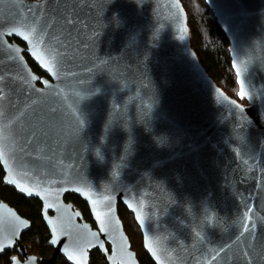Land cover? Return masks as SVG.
Instances as JSON below:
<instances>
[{
    "label": "water",
    "instance_id": "water-1",
    "mask_svg": "<svg viewBox=\"0 0 264 264\" xmlns=\"http://www.w3.org/2000/svg\"><path fill=\"white\" fill-rule=\"evenodd\" d=\"M207 1L230 43L248 105L228 96L200 63L180 0H0V30L11 21H45L56 24L51 40L65 15L79 21L70 37L61 34L63 43L48 45L58 79L37 75L26 49L22 64L12 50L25 47L15 37L10 47L0 45V126L40 101L12 125L7 155L13 174L25 184L69 189L58 201L65 216L81 213L68 195L91 213L89 201L71 191L77 187L103 201L100 218L113 243L99 234L92 213L94 226L81 214L76 223L99 237L84 234L88 251L72 245L74 264H91L95 250L109 264H140L118 213L122 203L136 222L125 201L143 216L136 224L158 254L145 250L154 264H213L210 257L221 249L229 250L226 264H264V0ZM29 72L52 87L31 81ZM0 165L3 184L43 208L39 197L5 183L8 169ZM9 212L30 227L0 257L17 251L14 258L27 264L36 256L27 254L21 238L31 222L0 200V217L10 221ZM245 213L254 222L250 235L242 232ZM48 216L42 219L50 233L45 219L55 226V209ZM100 239L108 253L92 248ZM61 240L49 243L51 258L36 257L34 264H53L58 256L71 264Z\"/></svg>",
    "mask_w": 264,
    "mask_h": 264
},
{
    "label": "snow or ice",
    "instance_id": "snow-or-ice-1",
    "mask_svg": "<svg viewBox=\"0 0 264 264\" xmlns=\"http://www.w3.org/2000/svg\"><path fill=\"white\" fill-rule=\"evenodd\" d=\"M63 24L61 25V29L59 30L58 34L53 35L51 40L50 37V30L56 26L55 23L47 22H37L33 20L32 24L26 23L24 20H21L19 23L15 21L9 22V27L7 30H0V45H6L10 47V41L12 37H15L18 41H22L25 45V48H14L12 51L16 54V58L23 64L24 57L22 52L26 49L28 55L31 59L36 63L39 69L43 72L47 73L48 76L51 78H59V72L56 68V65L51 64L50 53L51 50L49 49L48 45L53 41L57 42V44L63 43V40L66 37H63L61 34L67 31L68 36H71L70 29L75 28L76 25L79 23L74 17L65 15L63 17ZM2 28V26H0ZM68 39V38H67ZM44 60L46 63H42L41 60ZM70 62V61H69ZM90 70V69H89ZM30 80L36 82L39 85H42L44 89H50L52 85L49 82V79H40L37 75L31 74ZM238 83H243L242 81H238ZM34 91L40 92L39 88L34 87ZM47 92H40L41 96L48 95ZM238 96L241 100L245 99L246 93L241 92L238 93ZM40 103L39 100H33L30 105L26 107L25 111L20 112L16 117L12 120H9L7 123H4L0 126V161L3 162V166L8 169V172L5 175L4 182L10 185H13L19 192L24 193L28 196L35 195L39 197V199L43 202L42 208V216L43 218L49 217L48 210L55 209L57 213L56 217V224L53 226V222L49 219H45L47 225L49 226L51 238L49 243L51 245H57L61 243V238H65L67 243L63 244L64 246L67 244L68 248H65L64 255L66 256L67 260L74 264L72 260V245L79 242L82 246L81 251H88L86 239L87 237L84 235L86 232H90L93 237L98 236L99 234H103L108 241H110L111 245L113 241L109 240V231L104 227V223L100 218V208L98 205L102 204L103 201H98L97 199L93 198L92 195L88 191H84L81 188L77 187L72 189L71 191L79 193L85 199L89 201L91 213L94 216V219L99 228V234L96 231L89 230V226L87 224L78 225L76 220L80 218L81 213H76L75 216L72 215H62V211L60 208V204L58 203L60 199L61 192H68L69 189L67 188H57L53 191L51 188H43L40 184H25L20 179H18L12 171V168L9 166L8 163V141L11 136L12 125L16 122L20 121L21 118L25 115L27 108H31L33 105ZM244 109L241 108V111ZM54 112V110H52ZM4 116V112L0 110V117ZM25 132L28 129H24ZM36 133L33 131L30 134V138L28 139L27 143L31 144V140L35 137ZM41 151H43L41 149ZM41 158V157H40ZM115 200L116 197H113ZM129 210H131L135 214L136 222L139 225L143 223V216L140 214L138 209L133 206V204L128 203L125 201ZM9 216L12 218L10 221L6 218L0 217V253L4 252V250L8 247L14 246L17 239H19V235L22 229L30 227V225H25L21 227V223L23 221L16 213L9 212ZM245 217L247 218V222L242 224V232L247 235H250L253 231L252 225L254 222H251V217L249 213H245ZM19 218V221L17 220ZM251 222V226H250ZM199 235V234H197ZM7 238V242L5 241ZM100 244L93 245L92 248L101 247L104 248L105 252L108 253V249L105 247V241L101 240ZM240 241H237L239 243ZM142 249L146 250L152 256L154 255L155 258L158 259V254L154 253V249L152 247L151 241L143 238L142 239ZM113 249H111L112 251ZM111 256V255H110ZM229 256V250L221 249L215 250L213 255L210 257L213 264H226L227 258ZM36 257H27L26 261L27 264H34ZM14 264H20L17 258H14ZM113 264V262H111Z\"/></svg>",
    "mask_w": 264,
    "mask_h": 264
},
{
    "label": "trees",
    "instance_id": "trees-1",
    "mask_svg": "<svg viewBox=\"0 0 264 264\" xmlns=\"http://www.w3.org/2000/svg\"><path fill=\"white\" fill-rule=\"evenodd\" d=\"M187 15L188 33L191 48L196 53L200 63L228 96L236 99L243 105H248L246 98L241 100L238 96L240 85L233 67L230 43L222 31L215 13L207 0H180ZM32 70L40 77L47 74L36 65L31 64ZM4 176L0 165V200L15 209L22 217L31 222V229L21 238L29 255L39 258H50L53 248L49 245L50 233L42 219V205L34 198H27L18 194L13 188L5 186L2 182ZM67 202H71L79 210L83 220L94 226L91 213L86 203L75 195H68ZM119 217L124 225L132 249L136 252L140 264H154L147 252L142 249V233L134 220V216L122 205L118 206ZM18 256L17 251L7 252L0 257V264H12V259ZM20 259H22L20 257ZM53 264H69L66 259L59 256ZM91 264H109L108 258L99 250L91 253Z\"/></svg>",
    "mask_w": 264,
    "mask_h": 264
},
{
    "label": "flooded vegetation",
    "instance_id": "flooded-vegetation-1",
    "mask_svg": "<svg viewBox=\"0 0 264 264\" xmlns=\"http://www.w3.org/2000/svg\"><path fill=\"white\" fill-rule=\"evenodd\" d=\"M17 43H18L20 46L25 47V45H24L22 42L18 41V40H17ZM24 56H25V58L27 59L28 62H30L31 64L35 65V64L33 63V61L30 59V57H29L27 54H24ZM41 78H42V77H41Z\"/></svg>",
    "mask_w": 264,
    "mask_h": 264
},
{
    "label": "rangeland",
    "instance_id": "rangeland-1",
    "mask_svg": "<svg viewBox=\"0 0 264 264\" xmlns=\"http://www.w3.org/2000/svg\"><path fill=\"white\" fill-rule=\"evenodd\" d=\"M243 105V104H242ZM26 252H27V250H26ZM53 252H54V250H53ZM27 254H28V252H27ZM53 256V253H52V255H51V257ZM50 257V258H51ZM59 257V256H58ZM44 259H49L48 257H44ZM57 261V260H56Z\"/></svg>",
    "mask_w": 264,
    "mask_h": 264
},
{
    "label": "clouds",
    "instance_id": "clouds-1",
    "mask_svg": "<svg viewBox=\"0 0 264 264\" xmlns=\"http://www.w3.org/2000/svg\"><path fill=\"white\" fill-rule=\"evenodd\" d=\"M74 258L78 259L77 257H74ZM113 264H116V262H115V261H113Z\"/></svg>",
    "mask_w": 264,
    "mask_h": 264
}]
</instances>
